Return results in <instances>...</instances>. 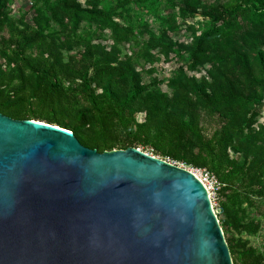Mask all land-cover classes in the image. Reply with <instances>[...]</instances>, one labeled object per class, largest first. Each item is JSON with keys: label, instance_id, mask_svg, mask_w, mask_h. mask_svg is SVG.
Instances as JSON below:
<instances>
[{"label": "trees", "instance_id": "1", "mask_svg": "<svg viewBox=\"0 0 264 264\" xmlns=\"http://www.w3.org/2000/svg\"><path fill=\"white\" fill-rule=\"evenodd\" d=\"M29 1L0 0V112L209 170L233 264H264V245L227 237L264 221L250 215L264 199V0ZM159 60L175 64L171 94Z\"/></svg>", "mask_w": 264, "mask_h": 264}, {"label": "water", "instance_id": "2", "mask_svg": "<svg viewBox=\"0 0 264 264\" xmlns=\"http://www.w3.org/2000/svg\"><path fill=\"white\" fill-rule=\"evenodd\" d=\"M0 264H233L208 190L129 146L0 112Z\"/></svg>", "mask_w": 264, "mask_h": 264}, {"label": "rangeland", "instance_id": "3", "mask_svg": "<svg viewBox=\"0 0 264 264\" xmlns=\"http://www.w3.org/2000/svg\"><path fill=\"white\" fill-rule=\"evenodd\" d=\"M29 4H30L29 0H16V3H14V5H13L15 13H17V11H18V7H22L24 9H27L29 7ZM30 16H31V12L29 13L28 17H30ZM197 19H201V17H197ZM148 21L150 22L153 29L157 33H159L158 23L153 22L152 19H150V18ZM185 39H186V41H188V38H185ZM154 67L156 68V71L154 72L152 77H157L159 79H162L163 82L161 83L160 87L164 91H166L167 93L171 94L172 90L167 86V79L171 76V74L174 70L175 64L165 62L164 60H159L154 64ZM188 74L194 75L196 78L199 79L202 75L205 74V68L199 69L198 71H194V72H188ZM152 77L145 76L144 82H149ZM137 118L139 121H141L143 119V114L142 113L138 114ZM258 120L260 123L264 121V109H263L262 114ZM146 151L151 153V149L149 147H147ZM179 163L187 166L188 168L191 167V165L186 164L185 162H179ZM220 191L221 190H220L219 186H215L214 189L211 188V190H209V193H210V197L212 199L214 210L216 211L218 218H223V212L221 209V202L224 201L225 197ZM256 203H257L258 207L252 208L250 210V215H251V217H255L257 219H262L261 213L264 211V199H256ZM228 236L234 237L235 239H238L240 237H242L243 239H248L251 245L261 248L264 245V221H263L262 229L260 230V232L257 235H254V236H248L246 234L239 235L236 232L229 231L227 233V237Z\"/></svg>", "mask_w": 264, "mask_h": 264}, {"label": "built area", "instance_id": "4", "mask_svg": "<svg viewBox=\"0 0 264 264\" xmlns=\"http://www.w3.org/2000/svg\"><path fill=\"white\" fill-rule=\"evenodd\" d=\"M168 160H170V159H168ZM172 162H175V161H172ZM175 163H177L180 166H182V167L190 170L191 172H193L197 176V178L204 184V186L206 187L208 192H209V190H211V188L214 189L215 186H219V188H220V183H219L217 177L212 172H210L209 170H207L205 168H197V167H192V166L188 168L187 166H185L179 162H175ZM210 199H211V197H210ZM211 202H212V199H211ZM213 209H214V206H213ZM215 213H216V211H215Z\"/></svg>", "mask_w": 264, "mask_h": 264}, {"label": "bare ground", "instance_id": "5", "mask_svg": "<svg viewBox=\"0 0 264 264\" xmlns=\"http://www.w3.org/2000/svg\"><path fill=\"white\" fill-rule=\"evenodd\" d=\"M208 194H209V192H208ZM210 195V194H209Z\"/></svg>", "mask_w": 264, "mask_h": 264}]
</instances>
